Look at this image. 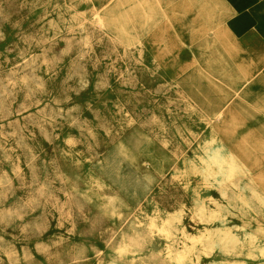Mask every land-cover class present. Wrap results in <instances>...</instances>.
<instances>
[{
    "label": "rangeland",
    "instance_id": "rangeland-1",
    "mask_svg": "<svg viewBox=\"0 0 264 264\" xmlns=\"http://www.w3.org/2000/svg\"><path fill=\"white\" fill-rule=\"evenodd\" d=\"M150 1L0 0V264H264V190L179 81L205 6Z\"/></svg>",
    "mask_w": 264,
    "mask_h": 264
},
{
    "label": "bare ground",
    "instance_id": "bare-ground-1",
    "mask_svg": "<svg viewBox=\"0 0 264 264\" xmlns=\"http://www.w3.org/2000/svg\"><path fill=\"white\" fill-rule=\"evenodd\" d=\"M153 2L150 11L163 7L169 14L176 3L186 10L193 6L191 0ZM195 5L205 6V15H193L194 23L200 21L202 27L196 30L199 37L193 33L191 40L192 69L182 70L179 81L191 87L189 91L229 147L232 162L239 163L264 190V63L260 62L264 56H250L241 41L225 29L224 21L231 12L226 0H195ZM208 30L214 32L213 37L205 34ZM187 61L181 56L175 69H183Z\"/></svg>",
    "mask_w": 264,
    "mask_h": 264
},
{
    "label": "crops",
    "instance_id": "crops-1",
    "mask_svg": "<svg viewBox=\"0 0 264 264\" xmlns=\"http://www.w3.org/2000/svg\"><path fill=\"white\" fill-rule=\"evenodd\" d=\"M226 5L231 11L225 19L226 29L241 41L250 56L261 59L264 56V0H226Z\"/></svg>",
    "mask_w": 264,
    "mask_h": 264
}]
</instances>
